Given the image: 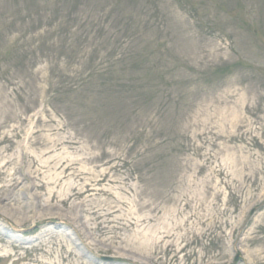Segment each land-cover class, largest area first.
Returning <instances> with one entry per match:
<instances>
[{"label":"rangeland","instance_id":"374dc122","mask_svg":"<svg viewBox=\"0 0 264 264\" xmlns=\"http://www.w3.org/2000/svg\"><path fill=\"white\" fill-rule=\"evenodd\" d=\"M4 163L0 264H264V0H0Z\"/></svg>","mask_w":264,"mask_h":264},{"label":"bare ground","instance_id":"6f19581e","mask_svg":"<svg viewBox=\"0 0 264 264\" xmlns=\"http://www.w3.org/2000/svg\"><path fill=\"white\" fill-rule=\"evenodd\" d=\"M26 155L28 156V154H26ZM8 162L6 161V163H8ZM121 164H122V166L127 165V162H122V163L117 162L116 164H114V166L118 167ZM4 166H5V163L2 164L0 166V168H2ZM68 168H69V166H68ZM65 171H66V169H63L62 171L55 173L53 176H51L50 179H52V182L54 184H59L60 182H62L64 180V178L66 177ZM77 189L78 188H77L76 184H73V185L71 184L68 187V190L66 192L67 195H64L63 197L60 195L56 196V192L54 190H50V193H49L50 194L49 196L51 197V201H54L57 197L59 199V197H60L59 200H56L55 203L51 204L52 207L57 212V220H56L57 222H54L52 220L54 222L55 226H53L51 228H53V229L56 228L59 231V233L61 232L62 235H64L63 239H66V240H67V237L68 238L71 237V234H73V235L78 234L80 236V232H81V237H80L81 239H83L84 237H87V234L79 227V222L77 221L78 217H80L82 214V209L80 208V205L75 204L74 208H72V205L68 206V201L75 195V191ZM78 191L81 192V190H78ZM150 209L151 210H149L150 212H149L147 217H142V218H140V216H138L136 218L132 217L134 219L131 221H126L123 226H126L127 228L130 226H133V229H134L135 227H138V225L141 222L146 221V222L150 223L152 215H154V212H156V211L160 212L161 211V210L154 209V208H150ZM179 211H180L179 209L177 210L175 208V209H169L166 212H167V214L172 215V214H175V212L177 213ZM60 218L72 221L70 225L73 226L74 228L69 229L70 232L69 231L66 232L63 229L65 226L63 225V223H61L62 221H60ZM143 220H145V221H143ZM72 223H73V225H72ZM70 225H67V227ZM80 229H81V231H80ZM131 236L141 246V248H140L141 252L138 254L150 257L151 259H159L163 255V253L169 251L170 247L172 246V244H171L172 242L169 243L168 240L165 241L167 238L173 236L172 232L168 231V230H165L164 234L160 235L157 238H155L154 232H149V231H142L140 236H139L138 232L134 231L133 233H131ZM115 237H118V238L121 237V239H124V240L127 239V238L123 237L121 234L120 235L117 234V235H115ZM83 240L85 241V239H83ZM163 241H165V242H163ZM72 242H75V241L72 240ZM135 264H145V263H143L140 260H137V261H135Z\"/></svg>","mask_w":264,"mask_h":264}]
</instances>
